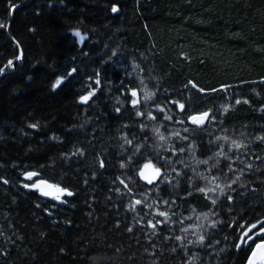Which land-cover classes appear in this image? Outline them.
<instances>
[{
	"label": "trees",
	"instance_id": "obj_1",
	"mask_svg": "<svg viewBox=\"0 0 264 264\" xmlns=\"http://www.w3.org/2000/svg\"><path fill=\"white\" fill-rule=\"evenodd\" d=\"M0 25V264H248L264 0H0Z\"/></svg>",
	"mask_w": 264,
	"mask_h": 264
},
{
	"label": "rangeland",
	"instance_id": "obj_2",
	"mask_svg": "<svg viewBox=\"0 0 264 264\" xmlns=\"http://www.w3.org/2000/svg\"><path fill=\"white\" fill-rule=\"evenodd\" d=\"M78 37H79L80 42H82L83 39H84V36L80 34ZM147 164H150L152 167L148 168V169H145V165H147ZM157 169L159 170V174L158 175L155 172V170H157ZM141 171H143L145 173V175L152 180L151 183L157 182L159 180L161 174H162V169L159 166L155 165L153 162H150V161L144 163V165L142 166V168L140 170V173H141ZM140 177H141V179L144 182L149 183L148 180L145 179L144 177H142L141 175H140ZM37 187H39L42 190V192L46 196H49V197H54V198L56 197V198L60 199L61 196L64 194V192L62 190H60L59 188H57V187H55L53 185H46V184H42V183L40 184L39 183L37 185ZM205 188L208 190V192L210 193L212 198L217 199L218 194L220 192L216 188V186L206 185ZM248 237L249 236H247L245 239H247ZM261 243H264V238H262L261 240L256 241L254 243L253 252L255 251L257 253V255L255 257H253V254H252L248 264H250V262L253 261V260L255 261V264H264V260L261 259L260 250L257 249V247H256L258 244H261Z\"/></svg>",
	"mask_w": 264,
	"mask_h": 264
},
{
	"label": "snow or ice",
	"instance_id": "obj_3",
	"mask_svg": "<svg viewBox=\"0 0 264 264\" xmlns=\"http://www.w3.org/2000/svg\"><path fill=\"white\" fill-rule=\"evenodd\" d=\"M115 10H116V9H113V11H115ZM0 26H2V25H0ZM76 35L79 36L80 34H79V33H76ZM57 84H59V81L57 82ZM132 95L135 96L136 93L133 92ZM87 99H88V97H84V100H85V101H87ZM179 107H180L181 110H183L184 105L181 104V105H179ZM207 117H208V113H204V114H202V115L199 116V117H197V116H193L191 119H192V122H193V123H203L204 119H206ZM151 167H152V166H151L150 164L145 165V169H148V168H151ZM155 172H156L157 175L159 174V170H158V169L155 170ZM140 175H141L142 177H144L145 179H147L149 183L152 182V180H151L149 177H147L143 171H141ZM68 194L71 195V193H68ZM137 203H139V201H137ZM160 214H161V215H165V213H160ZM256 247H257V249L260 250L261 259L264 260V243L258 244ZM256 255H257V253L254 251V252H253V257H255ZM250 264H255V261H254V260L251 261Z\"/></svg>",
	"mask_w": 264,
	"mask_h": 264
},
{
	"label": "water",
	"instance_id": "obj_4",
	"mask_svg": "<svg viewBox=\"0 0 264 264\" xmlns=\"http://www.w3.org/2000/svg\"><path fill=\"white\" fill-rule=\"evenodd\" d=\"M32 175L35 176L36 174H32ZM44 184L48 185L49 183L48 182H44ZM262 238H264V228L256 231L255 233L250 235L247 239H245L244 245H245V247H249L252 244H254L256 241H258V240H260Z\"/></svg>",
	"mask_w": 264,
	"mask_h": 264
}]
</instances>
